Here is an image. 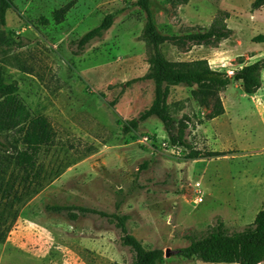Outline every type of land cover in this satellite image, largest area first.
<instances>
[{
  "label": "rangeland",
  "instance_id": "374dc122",
  "mask_svg": "<svg viewBox=\"0 0 264 264\" xmlns=\"http://www.w3.org/2000/svg\"><path fill=\"white\" fill-rule=\"evenodd\" d=\"M70 1L13 0L6 24L0 23V78L16 82L30 116L47 117L54 131L32 171L43 186L0 223V235L6 232L0 264H134L135 254L121 245L112 219L89 214L71 220L48 206L128 215V231L145 248L169 251L161 264H211L178 252L218 220L239 230L264 209V71L254 95L241 82L219 93L225 113L213 120V99L204 104L193 98V88L170 87L167 103L177 120L188 121L192 148L224 154L188 158L191 150L173 146L157 117L129 133L117 122L137 118L154 100V83L137 81L147 73L150 55L140 38L146 13L135 6L137 0H77L56 22L55 12ZM254 1L151 0L158 30L170 36L208 28L219 11L229 13L230 38L207 45L167 43L166 57L207 59L230 76L264 58V6L253 10ZM108 14L115 15L111 29L75 54L76 41ZM24 176L12 151L0 148L3 187H17Z\"/></svg>",
  "mask_w": 264,
  "mask_h": 264
},
{
  "label": "trees",
  "instance_id": "16d2710c",
  "mask_svg": "<svg viewBox=\"0 0 264 264\" xmlns=\"http://www.w3.org/2000/svg\"><path fill=\"white\" fill-rule=\"evenodd\" d=\"M175 1L177 5L189 3V0ZM76 3L77 0H72L56 11L55 21L61 23ZM135 6L146 13V23L140 38L150 49L149 69L137 81L150 80L154 83V100L152 105L140 113L137 118L131 120L119 118L118 124L124 133H129L137 130L142 122L155 116L163 123L173 146L191 150L188 158L203 159L223 156L224 154L220 152L203 154L192 148L186 139L188 121L186 118L177 120L167 103L170 87L185 85L193 88V98L204 104L213 99L211 112L208 115V118L213 120L224 115L225 107L219 93L225 91L232 83L241 82L243 91L248 95H254L262 88L264 58L235 70L233 76L225 71L212 68L207 59L171 61L163 50V46L167 43L189 41L193 44L207 45L219 44L230 38L233 30L227 23L229 13L219 11L208 28H202L183 36H170L158 30L151 10V0H137ZM263 6L264 0H255L252 3L253 10L261 9ZM13 8H15L13 0H0V23L2 25L6 24V13ZM114 20L115 15L108 14L98 27L77 40L78 50L74 51L75 54H82L92 41L103 38L113 26ZM260 39L264 41L263 36ZM18 90L16 82L8 84L0 78V148L6 151L11 150L16 165L25 169V176L17 187L15 183L10 184L9 182L3 187V183L0 182V223L4 222V216L9 214L14 205L22 202L25 196L38 192L43 186L40 182V174L32 171L41 147L50 143L54 137L49 119L42 115L31 117ZM115 102L114 100L110 104L115 106ZM20 145L23 149H19ZM37 185L40 187L37 188ZM47 209L54 213L66 214L71 220H76L78 215L87 216L89 214L108 217L114 221L121 233V245L134 252V264H161L165 261V253L162 249L145 248L141 241L128 231V215H109L84 206H48ZM15 217L16 214L14 219ZM4 233L0 235V239H3ZM190 239L191 243L178 252L179 256L186 260L198 259L211 264H261L264 262V209L258 212L252 224L242 229L231 230L222 220H218L215 225Z\"/></svg>",
  "mask_w": 264,
  "mask_h": 264
},
{
  "label": "built area",
  "instance_id": "2783aa9c",
  "mask_svg": "<svg viewBox=\"0 0 264 264\" xmlns=\"http://www.w3.org/2000/svg\"><path fill=\"white\" fill-rule=\"evenodd\" d=\"M198 201H200V202H201V201H203V198H202V197H200V198L198 199Z\"/></svg>",
  "mask_w": 264,
  "mask_h": 264
},
{
  "label": "water",
  "instance_id": "95a60500",
  "mask_svg": "<svg viewBox=\"0 0 264 264\" xmlns=\"http://www.w3.org/2000/svg\"><path fill=\"white\" fill-rule=\"evenodd\" d=\"M165 256H169V251L166 252Z\"/></svg>",
  "mask_w": 264,
  "mask_h": 264
}]
</instances>
